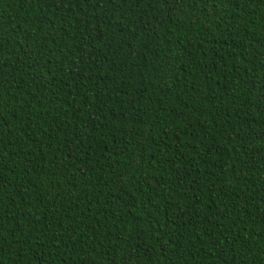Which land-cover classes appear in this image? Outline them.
<instances>
[{
    "label": "trees",
    "instance_id": "obj_1",
    "mask_svg": "<svg viewBox=\"0 0 264 264\" xmlns=\"http://www.w3.org/2000/svg\"><path fill=\"white\" fill-rule=\"evenodd\" d=\"M0 264H264V0H0Z\"/></svg>",
    "mask_w": 264,
    "mask_h": 264
}]
</instances>
